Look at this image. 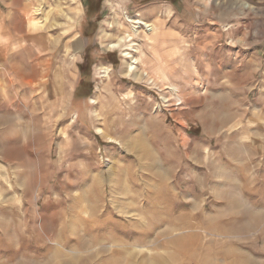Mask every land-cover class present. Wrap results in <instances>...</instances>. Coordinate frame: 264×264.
<instances>
[{"label": "rangeland", "instance_id": "1", "mask_svg": "<svg viewBox=\"0 0 264 264\" xmlns=\"http://www.w3.org/2000/svg\"><path fill=\"white\" fill-rule=\"evenodd\" d=\"M0 264H264V0H0Z\"/></svg>", "mask_w": 264, "mask_h": 264}, {"label": "bare ground", "instance_id": "2", "mask_svg": "<svg viewBox=\"0 0 264 264\" xmlns=\"http://www.w3.org/2000/svg\"><path fill=\"white\" fill-rule=\"evenodd\" d=\"M128 22H131L132 24H134V25H142L143 23L141 22V21H136V22H134V21H128ZM144 24H147V23H145L144 22ZM146 28L147 29H149V31H151V32H153L154 31V27L152 26V25H149V24H147L146 25ZM138 29H140V27H135L134 28V30H135V32L134 33H136V34H139V32L137 31ZM135 35V34H134ZM132 39H133V37H132V35H129L128 36V38H127V41L128 42H130V41H132ZM126 41V42H127ZM125 42V38H120L119 40H118V43L117 44H114V45H112L110 48H112V49H117V48H120L124 43H126ZM131 50V49H130ZM125 56H127L129 59H131V55L130 54H126ZM129 67V69H128V74H133V75H136V77L137 78H140L141 76H142V74L140 75L139 74V72H138V70H137V68L135 67H133V66H131V65H128ZM104 134V133H103ZM115 180V179H114ZM113 183H116L115 181H113L112 182V184ZM191 236V235H190ZM189 236V237H190ZM190 238H192V237H190ZM180 240L181 239H179V240H177V242L176 243H179L180 242ZM92 245V244H91Z\"/></svg>", "mask_w": 264, "mask_h": 264}, {"label": "built area", "instance_id": "3", "mask_svg": "<svg viewBox=\"0 0 264 264\" xmlns=\"http://www.w3.org/2000/svg\"><path fill=\"white\" fill-rule=\"evenodd\" d=\"M143 24L142 25H138V27H140V29L144 30V32H148L147 28H146V25L147 24H144L143 21H141Z\"/></svg>", "mask_w": 264, "mask_h": 264}]
</instances>
